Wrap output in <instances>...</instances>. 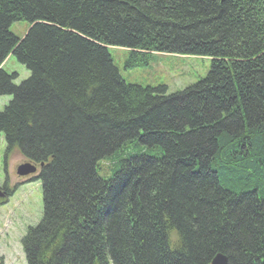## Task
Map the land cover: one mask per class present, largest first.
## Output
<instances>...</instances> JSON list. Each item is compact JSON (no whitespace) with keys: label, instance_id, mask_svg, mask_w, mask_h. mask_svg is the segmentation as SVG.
<instances>
[{"label":"trees","instance_id":"obj_1","mask_svg":"<svg viewBox=\"0 0 264 264\" xmlns=\"http://www.w3.org/2000/svg\"><path fill=\"white\" fill-rule=\"evenodd\" d=\"M111 47L210 66L167 93ZM0 95L4 164H42L26 264H264V0H0Z\"/></svg>","mask_w":264,"mask_h":264},{"label":"rangeland","instance_id":"obj_2","mask_svg":"<svg viewBox=\"0 0 264 264\" xmlns=\"http://www.w3.org/2000/svg\"><path fill=\"white\" fill-rule=\"evenodd\" d=\"M28 25L17 21L10 25V31L21 37ZM126 49L111 47L109 52L113 63L122 78L141 86L164 85L167 93L178 91L185 86L205 76L210 66V59L192 55L153 54L146 65L123 69ZM6 72H15L18 84L28 77V70L18 63L14 56L8 55L2 63ZM10 96L0 95V110L10 100ZM5 145L0 135V186L8 189L16 185L13 194L7 195V200L0 205V264H26L21 238L30 226L37 224L42 213V196L39 181L26 182L16 173V167L26 162L18 152L8 156L4 164Z\"/></svg>","mask_w":264,"mask_h":264},{"label":"water","instance_id":"obj_3","mask_svg":"<svg viewBox=\"0 0 264 264\" xmlns=\"http://www.w3.org/2000/svg\"><path fill=\"white\" fill-rule=\"evenodd\" d=\"M35 166L29 162L20 164L17 169H16V173L19 176H26L29 175L31 173L35 172ZM210 264H227V259L224 255L218 253L216 254L210 261Z\"/></svg>","mask_w":264,"mask_h":264},{"label":"clouds","instance_id":"obj_4","mask_svg":"<svg viewBox=\"0 0 264 264\" xmlns=\"http://www.w3.org/2000/svg\"><path fill=\"white\" fill-rule=\"evenodd\" d=\"M172 237L174 241H178L180 239V235L176 230H172Z\"/></svg>","mask_w":264,"mask_h":264}]
</instances>
